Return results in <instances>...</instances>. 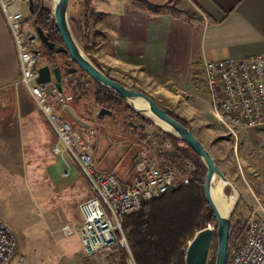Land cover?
I'll return each mask as SVG.
<instances>
[{"label":"crops","instance_id":"0c3cea01","mask_svg":"<svg viewBox=\"0 0 264 264\" xmlns=\"http://www.w3.org/2000/svg\"><path fill=\"white\" fill-rule=\"evenodd\" d=\"M84 1L78 0L76 4L79 18H71L79 25L83 23ZM87 1L93 10L103 13L89 17L88 24L91 28L98 21H105L103 33L111 48L106 60L115 63L121 74L148 79L158 85L159 91L179 100L184 112L174 113L188 121L194 136L207 148L229 180H233V176L228 173L232 171L228 164L234 165L235 175H242L244 170L253 171V163L264 165V128L238 129L236 137L227 133L210 113L207 90L199 92L197 89L200 79L204 86L203 59L264 54V0H184L199 12L196 17L164 8L149 10L138 0ZM148 1L163 3L166 0ZM29 17L30 12L24 9V29L34 28ZM69 24L71 28L70 18ZM71 74L62 71L61 93L66 99L65 104L92 124L82 130L81 138L90 145L98 169L113 172L121 182L132 183L139 176L136 155L158 152L143 137L146 132L159 135L169 143L164 155L174 151L165 131H155L144 123L127 120V123L112 128L96 115L95 120L85 118L84 111L79 112L70 99L68 77ZM19 79L17 51L0 9V161L10 166V172H19L36 187L39 218L45 233L56 240H64L61 248L71 250L79 264H88L76 229L81 218L78 206L92 195L91 186L72 158L53 152L52 146L57 141L55 132L25 86L18 83ZM115 80L126 85L122 80ZM60 113L76 128L64 110ZM193 123L199 125V133ZM225 135L227 138H222ZM228 147L229 158H226L227 151L224 150ZM246 186L253 198V206L256 200L259 201L256 194L262 192L256 184L252 187L246 182ZM260 204L264 208V204ZM260 216L264 218V212L261 211ZM65 225L73 232L66 234ZM13 263L21 264V261L15 258Z\"/></svg>","mask_w":264,"mask_h":264},{"label":"built area","instance_id":"2783aa9c","mask_svg":"<svg viewBox=\"0 0 264 264\" xmlns=\"http://www.w3.org/2000/svg\"><path fill=\"white\" fill-rule=\"evenodd\" d=\"M0 9L17 51L19 82L25 86L55 132L57 141L52 146L53 152L72 158L91 186L92 195L78 206L81 218L76 230L84 254L105 262L109 256L124 249L127 256L123 264H136L122 230L123 216L173 189L179 174L182 173L179 184L187 183L193 170L192 163L179 161L181 172L177 164L166 162L163 153L169 143L159 135L146 132L143 137L158 152H139L136 155L139 176L132 183L121 182L113 172L98 169L90 145L60 113L66 99L54 81L36 82L40 66L39 38L31 39L35 33H25L24 9L29 12L27 0H0ZM202 74L210 113L227 133L236 137L238 129L264 128V54L203 59ZM261 211L264 212V208L256 200L242 218L246 225L244 237L228 245L225 264H264V219L260 216ZM63 229L66 234L73 232L68 225ZM189 243L183 249L184 253ZM17 250L16 234L0 221V264H12ZM19 260H24L22 254Z\"/></svg>","mask_w":264,"mask_h":264},{"label":"rangeland","instance_id":"374dc122","mask_svg":"<svg viewBox=\"0 0 264 264\" xmlns=\"http://www.w3.org/2000/svg\"><path fill=\"white\" fill-rule=\"evenodd\" d=\"M77 1L78 0L69 1L70 8H68V16L70 19L73 18L77 20L79 18L80 12L77 10ZM43 3L45 6H51L50 0H44ZM163 4H165L164 9L170 12H183L184 14L189 13L194 17H196L197 15L199 16V12L196 10V8H194L187 1L166 0L163 2ZM104 22V20H100L97 22V24L91 26L89 30L90 35L87 41L85 43H78L84 51L85 55L89 57V59H93L98 65H100V67H102L101 69H103V71H105L110 77L122 80L123 82H125L126 86L131 89L147 93L156 101L158 105L168 109L169 111L175 113L177 112L178 114L184 112L185 108L180 104V101L177 99H173L165 91H159L157 84H152L151 81L143 77L138 78L130 75L125 76L124 73L121 74V69L115 63H110V60H106V58H109L111 48L105 41L106 38L103 33ZM29 32L36 33L35 29L32 27L25 28V33ZM37 46L38 48L40 47L39 41L37 43ZM45 59L46 58L44 56H39L38 63L45 62ZM66 60L67 57H62L59 55L55 56V61H57L58 63H62ZM72 66L75 65L72 64ZM68 78V91L70 95L72 94V86H75V84L78 85L82 80L87 81L86 75H84L80 70L77 73H72ZM199 82L201 84L197 89L200 90L199 92H204V90H206V88L204 87L205 83L203 86L201 79L199 80ZM92 88L93 84L87 82L86 84H84V92H82L81 97L72 98V100L77 105L78 111H84L85 118L95 120V115L99 106L93 103ZM204 97V99L207 98L206 95ZM103 107L111 110L112 113L110 115H103L100 119L102 121H106V123L112 128L117 127L121 124H125L127 123V120H130L135 123L140 122L152 126L155 131H164L157 120L146 119L140 114L136 113L134 110L130 109L128 106L127 109L122 107L121 109L113 110L105 106ZM76 114L80 116L78 113ZM193 125L195 126V129H197V133H199L200 129L197 127L199 125H196V123H193ZM224 131L225 130L223 129L221 130V132ZM222 138H227V135ZM220 139H216V141H224ZM224 151H227L225 154V157L227 158L229 156V147L228 149L225 148ZM251 165L252 167H254V170H244L242 175L240 173L235 175L233 172L234 165H227L228 168L232 170L228 172L229 175L233 176V180L230 181L234 185L236 184L240 191V196L237 200L238 205L234 211V214L231 216L230 225L233 223L234 216L240 215L243 218V216L246 214V211L251 209L252 207L253 198L250 191L248 190V187L246 186V182L252 187H254L255 184L257 185L256 187H258L259 191L262 192V194L260 193L256 195L259 201L264 204V165L261 164L260 166L258 163H253ZM225 169L227 170V167H225ZM181 177L182 173L177 177L175 186L180 185L179 182ZM223 192L225 195L230 196L235 193V190L231 184L226 183L224 185ZM37 198L38 192L32 181L22 176L19 172H10V166H7L3 164L2 161H0V221L6 224L9 228L11 227L15 231L19 240V250H17V254L13 258V260L15 258H19V255L22 254L24 256V260L21 261V264H79L78 261H76L75 254L71 252V250L64 247L63 249L61 248V243L64 240H56L54 239V236H49L45 233L43 225L41 224L39 218L41 212L38 208ZM243 221L244 220H242V222ZM207 227H211L215 230L216 220L214 219L213 222L210 223ZM84 256L85 262H88V264H117L118 262L117 258L115 257L107 258L105 262H103L98 258L90 259L87 258L86 255ZM13 260L12 264H14Z\"/></svg>","mask_w":264,"mask_h":264},{"label":"trees","instance_id":"16d2710c","mask_svg":"<svg viewBox=\"0 0 264 264\" xmlns=\"http://www.w3.org/2000/svg\"><path fill=\"white\" fill-rule=\"evenodd\" d=\"M138 1L149 10L156 11L165 8V4L163 3H152L148 0ZM102 14L93 10L89 2L85 0L82 25L70 19L72 32L81 43H85L88 39L90 30L88 24L89 17L95 18ZM186 14L188 15V13ZM189 16L192 15L189 14ZM29 20L33 21L34 25L42 27L48 36V40L54 43V47L50 48L40 40L39 52L40 56L46 58L45 62L51 66L58 65L60 67H62V64L70 63L71 60L67 53L56 51V47L62 44V40L54 24L51 7L45 6L42 0H33V11L30 13ZM58 55L67 57V60L58 63L55 61V56ZM91 60L101 69L93 59ZM101 70L103 71V69ZM80 71L86 75L87 81L82 80L78 85L75 84V86L71 87L72 94L70 95V99L80 98L82 92H84V84L90 82L93 84L92 96L95 105L99 107L105 106L112 110L121 109L122 107L127 109L120 96L98 82L93 81L82 70ZM105 74L109 76L107 73ZM164 109L182 124L189 126L188 121L184 118L166 108ZM164 134L175 147L172 153L163 154L166 162L177 164L179 170H181L180 163L178 162L190 161L193 170L188 175L187 183L175 186L161 196L142 205L138 210L123 216L122 230L127 238L136 264H185L183 249L198 231L209 226L215 219L203 192L206 174L205 165L181 139L167 132ZM237 205L238 202L232 215ZM245 233L246 225L242 222V217L240 215L234 216L233 223L230 225L228 245L239 241L244 237ZM216 246V235L214 234L208 264H214ZM126 256V251L120 249L109 256V258L115 257L118 261L117 264H123Z\"/></svg>","mask_w":264,"mask_h":264},{"label":"water","instance_id":"95a60500","mask_svg":"<svg viewBox=\"0 0 264 264\" xmlns=\"http://www.w3.org/2000/svg\"><path fill=\"white\" fill-rule=\"evenodd\" d=\"M68 1L69 0H50L54 24L62 40V44L56 47V51L67 53L69 59L75 65L65 68L64 73L69 74L82 70L93 81L98 82L102 86L120 96L130 109L134 110L142 117L151 120L155 119L165 124L170 129H163L165 132L181 139L186 146L191 148L198 156L206 167L203 192L205 200L216 220V229L214 230L211 227H205L196 233L187 247L184 262L185 264H208L212 241L215 234L217 246L214 264H225L227 258L231 216L240 194L238 188L220 170L210 152L203 145V143L194 136L189 126H185L180 121L169 115L168 112L163 107L159 106L147 93L131 89L119 81L107 76L92 62L91 59H89V57L85 55L84 51L75 40L70 28L67 11ZM27 2L28 10L31 13L33 11V0H27ZM35 32V34L30 36L31 39L38 37L48 47H54V43L48 40V36L42 27L35 25ZM50 81H54V84L59 92L62 91L61 67L58 65L51 66L48 63H44L37 69L36 82L45 83ZM134 99H141L145 103V107L135 106L133 104ZM63 110L76 124V129L80 133H82L84 128L92 127V124L78 116L71 106L65 104L63 106ZM111 113V110L99 107L96 116L97 118H101L103 115H110ZM216 179H221L225 183L231 184L237 194L232 209L226 215H222L219 212L218 207L212 198L211 187Z\"/></svg>","mask_w":264,"mask_h":264},{"label":"bare ground","instance_id":"6f19581e","mask_svg":"<svg viewBox=\"0 0 264 264\" xmlns=\"http://www.w3.org/2000/svg\"><path fill=\"white\" fill-rule=\"evenodd\" d=\"M133 104L137 107H145V103L141 99H134ZM159 125L165 129L170 130L165 124L159 122ZM226 183L221 179L214 180L212 187H211V194L216 206L218 207L219 212L222 215H226L232 209L235 199H236V192L233 195L227 196L223 192L224 185Z\"/></svg>","mask_w":264,"mask_h":264},{"label":"flooded vegetation","instance_id":"af4514ba","mask_svg":"<svg viewBox=\"0 0 264 264\" xmlns=\"http://www.w3.org/2000/svg\"><path fill=\"white\" fill-rule=\"evenodd\" d=\"M38 41L40 42V39H39ZM72 64H73V63L62 64V65H61V66H62V67H61L62 71L64 72V69H65V68L72 67Z\"/></svg>","mask_w":264,"mask_h":264}]
</instances>
